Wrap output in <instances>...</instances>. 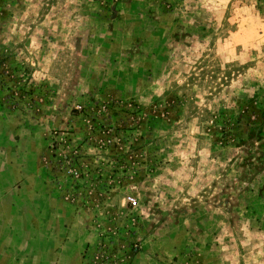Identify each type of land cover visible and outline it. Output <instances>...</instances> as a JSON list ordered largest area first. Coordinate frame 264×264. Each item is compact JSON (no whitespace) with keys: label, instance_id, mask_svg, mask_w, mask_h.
Segmentation results:
<instances>
[{"label":"rangeland","instance_id":"rangeland-1","mask_svg":"<svg viewBox=\"0 0 264 264\" xmlns=\"http://www.w3.org/2000/svg\"><path fill=\"white\" fill-rule=\"evenodd\" d=\"M0 264H264V0H0Z\"/></svg>","mask_w":264,"mask_h":264}]
</instances>
